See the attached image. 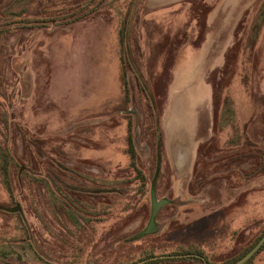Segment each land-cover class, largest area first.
Returning <instances> with one entry per match:
<instances>
[{
    "label": "rangeland",
    "instance_id": "374dc122",
    "mask_svg": "<svg viewBox=\"0 0 264 264\" xmlns=\"http://www.w3.org/2000/svg\"><path fill=\"white\" fill-rule=\"evenodd\" d=\"M166 1L0 0V207H20L0 209V264H141L186 245L207 260L154 264H223L264 225V0H242L234 37L220 0ZM123 73L143 193L111 108ZM136 73L163 113L159 168ZM153 178L167 202L137 237Z\"/></svg>",
    "mask_w": 264,
    "mask_h": 264
},
{
    "label": "trees",
    "instance_id": "16d2710c",
    "mask_svg": "<svg viewBox=\"0 0 264 264\" xmlns=\"http://www.w3.org/2000/svg\"><path fill=\"white\" fill-rule=\"evenodd\" d=\"M91 12L92 11H87V12L84 11L83 13H81V15L77 17H72V19L70 20L75 21L77 19L87 17ZM124 80L125 79H124V73H123L122 80H121L122 98L120 99L119 103L114 104L111 108L113 111L119 114L123 113L124 116L128 118L127 124H126V131L124 135L125 140L123 143V147L121 149V153L127 159L125 168H128L129 170H131L134 174L135 180L139 182V187L137 190L143 193L144 192L143 189L148 188V186L150 185V181H149V178H147V175L145 174L143 169H141L139 166L138 151L135 147L134 140H133V123H132V120L130 119V113L128 112L129 97H130V94L128 91L129 87L126 85ZM136 85L138 87V92H140L144 96V99L147 100V102L149 103L148 107H149V111L151 112L152 125H153V133H152L153 136L151 139L152 140L151 144H152V150L156 154V156H154V162H156V165H157L158 162L159 164L162 162V131L160 127V116H159L160 114L158 116L155 115V108H156L155 100L153 99L154 104H152V98H151L150 92L146 84L139 79L137 73H136ZM7 163L8 162L6 161L5 164L3 165V171H4L5 176H7L8 174V164ZM263 234H264V225L255 234L249 235L247 238L245 247L241 251L233 255L232 257H228L226 259V262H224L223 264H232L236 262L237 260H239L258 242V240ZM263 249H264V242L258 248V250L255 251L252 254V256L248 258L247 260H245L242 264H254V259ZM174 253H175V256L173 255V256L161 257V255H163L164 253L160 252L159 254L158 253L154 254L153 251H150L144 255V258L147 260L143 261L141 264H154L158 261H168V262H178V263L195 261V262L201 263V261L207 260L204 255V251L195 245H186V246L181 247V250L178 249L176 251H173V253H168V254H174ZM208 264H213V263L208 262Z\"/></svg>",
    "mask_w": 264,
    "mask_h": 264
},
{
    "label": "crops",
    "instance_id": "0c3cea01",
    "mask_svg": "<svg viewBox=\"0 0 264 264\" xmlns=\"http://www.w3.org/2000/svg\"><path fill=\"white\" fill-rule=\"evenodd\" d=\"M149 1L150 0H143V2H144V4L146 3V5H148L149 4ZM176 1H183V0H167L166 1V3H168L169 4V2H176ZM212 1H215V0H212ZM220 3H222V5H221V7H222V9H220V13L222 14V16H225L224 17V23L226 22V23H228V27H229V31H232V34H233V37H234V35H235V31H236V28H237V26H238V24H239V22L242 20V18L244 17V14L246 13V8L244 7V5H241V3H242V0H220ZM165 5H167V4H165ZM214 6V5H213ZM148 7V6H147ZM210 9H212V7L210 8ZM223 12V13H222ZM207 13H208V11H207ZM207 13H206V15H205V17H204V22L206 21L207 22V20H209L208 19V17H207ZM213 21H214V19H213ZM205 22V26H206V29L208 30V29H210L212 26H213V23L210 21V22H208L209 23V26H208V24ZM226 23H225V25H224V27L223 28H225L227 25H226ZM211 25V26H210ZM222 28V29H223ZM233 37H232V39H233ZM212 39V38H211ZM213 40V39H212ZM209 43H210V41H208ZM231 43V44H230ZM212 44V46H213V44H215L214 42L213 43H211ZM227 45V46H226ZM232 45V42L231 41H229V44H225V47H226V49H225V51L224 50H220V53H222V55H224L225 54V52H226V50L228 49V47H230ZM224 63V61L222 62V64ZM222 64L220 65V66H222ZM220 66H216V67H214L211 71H209L208 72V74L206 75V81H207V83L209 84V85H211V82L209 81V76H210V74L214 71V70H216L218 67H220ZM211 93H212V85H211ZM180 106V105H179ZM177 114V113H176ZM176 114H175V116L173 117V119H169L168 117V119H169V122H170V125L172 126V128H173V130L172 131H174V130H176L177 129V126H176V121L174 120V119H176ZM160 123H161V127L163 126L162 124H163V113L161 112L160 113ZM212 120H213V113H212ZM178 130V129H177ZM201 139V138H200ZM200 141H202V140H198L196 143H193V141H192V143L190 142V144L188 145V144H186V146L184 147L183 145L181 146V147H179L178 149V152H179V156L181 157V158H184V160H186V162H185V164H188L189 162H190V158H191V156H192V154L195 156V153H196V151H197V148H198V145H199V142ZM162 152H163V150H162ZM162 155H163V153H162ZM163 157V156H162Z\"/></svg>",
    "mask_w": 264,
    "mask_h": 264
},
{
    "label": "water",
    "instance_id": "95a60500",
    "mask_svg": "<svg viewBox=\"0 0 264 264\" xmlns=\"http://www.w3.org/2000/svg\"><path fill=\"white\" fill-rule=\"evenodd\" d=\"M135 140H136V138H135ZM159 165L160 164L158 162L157 167H159ZM154 182H155V178H153L152 183H151V187H150L151 206H152L151 216H150V219H149L147 226L145 227V229L143 231L138 233L137 237L153 233L156 230V228H155L156 214H157L159 208L167 202L166 199H160V200L156 199L155 190H154ZM0 209H3L7 212H16V211L20 210V207L18 204H16L13 207H9V208L0 207ZM263 242H264V234L261 236V238L258 240V242L244 256H242L239 260H237L236 262H234L232 264H242L245 260L250 258L255 251L258 250V248L262 245Z\"/></svg>",
    "mask_w": 264,
    "mask_h": 264
},
{
    "label": "flooded vegetation",
    "instance_id": "af4514ba",
    "mask_svg": "<svg viewBox=\"0 0 264 264\" xmlns=\"http://www.w3.org/2000/svg\"><path fill=\"white\" fill-rule=\"evenodd\" d=\"M244 234H246L245 231H243V235H241L239 241L237 242V246L239 247V249L237 250V253L239 251H241L245 245H246V242H247V236H244ZM261 238V237H260ZM232 257V256H231Z\"/></svg>",
    "mask_w": 264,
    "mask_h": 264
}]
</instances>
